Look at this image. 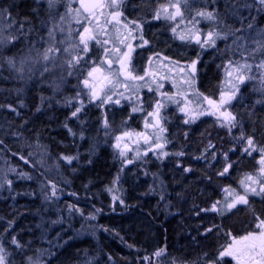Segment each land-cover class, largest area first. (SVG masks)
Segmentation results:
<instances>
[{
  "label": "trees",
  "instance_id": "1",
  "mask_svg": "<svg viewBox=\"0 0 264 264\" xmlns=\"http://www.w3.org/2000/svg\"><path fill=\"white\" fill-rule=\"evenodd\" d=\"M139 6L144 9L145 5ZM0 10H6L4 14L17 27L23 24L24 32L36 31L35 26L43 19L33 0H0ZM148 41L153 49L171 58L197 60L198 91L217 95L220 65L227 53L220 50L198 55L195 48L173 39L170 27L162 20L149 25ZM40 81L21 88L23 84L7 79L5 72L0 73V169L8 170L0 173V244L6 249L8 264H32L35 260L42 264H159L154 257L160 250L163 252L158 257L163 261L194 264L210 259L227 231L234 232L251 223L253 217L247 208L220 223L214 214H200V207L209 200L206 195L212 194V179L207 177L214 174L207 166L196 163L208 161L212 152L220 160L228 142L220 132L210 133L205 126L199 129L200 133H188L186 141L181 136L189 171H185V163L174 170L168 168L169 164L161 169L164 189H175L176 193L172 191L177 200L168 196L162 204L158 203L150 195L149 180H141L136 167H126L122 179L126 203L113 212L107 205L105 191L114 182L118 164L114 150L98 128L99 114L89 109L84 111L82 121H69V111H64L60 98L67 99L68 90L52 97L49 85L43 88ZM18 90L20 98L15 97ZM122 111L109 112L112 126L123 122ZM238 114L240 121L245 120V131L251 133L254 129L257 140L264 142L262 109L249 103ZM208 138L220 147L205 154L200 148ZM93 140L97 143L92 148ZM27 143L45 153L46 163L60 161L57 170L62 179L53 173L52 167L35 163V148ZM200 153H204L203 158ZM64 156L76 159L68 164L63 162ZM243 161L238 157L234 162L241 169ZM51 209L58 213L53 214ZM66 211L73 215L66 217ZM256 211L264 213V208L260 211L256 207ZM48 220L57 223L50 225ZM84 221L96 229L95 237L73 239V231L81 232ZM208 228L212 231L207 232ZM13 238L21 247L12 243Z\"/></svg>",
  "mask_w": 264,
  "mask_h": 264
},
{
  "label": "rangeland",
  "instance_id": "2",
  "mask_svg": "<svg viewBox=\"0 0 264 264\" xmlns=\"http://www.w3.org/2000/svg\"><path fill=\"white\" fill-rule=\"evenodd\" d=\"M167 2L168 0H123L121 11H123L124 17L122 18V21L124 23L128 21L140 22L142 24L143 38L144 40L148 41L149 25L153 21L162 20L170 27V34L172 35L173 39L177 40V42L180 44L195 48L198 52V55L204 54V52H219L220 50H222L224 54L227 53L228 56L222 59L220 65L222 69V75L220 78L221 81L218 87L219 91L217 92V95L209 96L203 94V96H207L213 100H219L221 91L230 90L232 84L236 83L234 77H229L227 75L228 71L232 70L228 62L233 61L235 63L239 61L240 63H243L242 54L243 56H249V53H251L252 50L256 48L255 41L264 39V36L260 35L261 33H264V6H261L258 3V0H189V7L184 9L183 23H179V18H177V21H168L163 18L159 20L153 19V13L158 8V6ZM33 3L36 5L37 11L43 16V19L41 22H38L39 24L37 23L35 26V28L37 27V30L35 31L34 29L32 33L28 31L21 34L19 31L20 27H17V25H15V23L9 19L8 15L4 14L3 17H0V30L3 31V35L7 36L10 34H15L19 36V39L15 40L11 44H7L4 48L0 49V73L5 72L7 79L12 81L14 79L17 83L19 82L20 84H23L21 85V88H24L25 84L28 85L30 82L40 79V82H43V88H45L46 85H49L48 93L52 97H58L60 91L63 89L65 91L68 90L66 95L67 99L64 97L60 98L63 99L61 104L62 107L65 108L64 111H69L67 118L69 121H82L84 111L89 109H92L99 114L100 120L98 122V128L101 129V131H99L100 133H103L107 144H109L111 149L114 150L118 164V172L113 180L114 182L105 191L107 205L113 212L122 209L126 203V191H124L122 187V179L124 178V171L126 167H136L137 172L141 174L139 175L140 179L143 181L149 180L147 185L150 186V195H154L158 203L161 202L162 204V202L165 201L164 199L168 198V196L177 200L175 189H172L175 191L174 194L172 190L167 192L166 189H164L165 183L161 179V169L163 170L162 167L169 164L168 168H172V170H174L175 168L177 169V167L182 166L183 163L188 160L185 150L182 149V147H184L182 145L185 144L182 141V137L184 138L183 140L186 141L185 139L188 133H200L199 129H202L203 126L207 127L211 131H209L210 133L218 134L220 132V136L223 137V140H228V142L225 143L227 144L226 153H222L223 155L220 160L215 156L216 153L214 154V152H212L208 161L200 160L196 163V165L200 163L205 167L207 166L210 172L214 174H210V176L207 177L212 179V194L206 195L209 200L207 199V204L201 206L200 208L210 209L212 204L218 201L220 202L218 204V208L224 207L225 201L232 202L237 193L244 194L246 186L249 188L255 187L257 192H259V183L247 181L245 178L250 174L255 179L264 181V173L261 172V165L258 163L261 158V153L259 151H253L251 155H248L243 151V148L246 146L244 141H241L238 138L240 137L241 132H243L246 137H253L257 149L264 148V142L257 140V131L254 129L251 133L245 131V122H243L245 120L242 119V121H240L238 110L240 108H245L250 103L254 105V107L261 108L262 112H264V70H257L255 67H253L251 73H249L251 78L246 79L243 84L239 85L240 90L237 93L236 98L231 101L230 105L226 106L227 110L231 111L233 115L236 116L237 120L236 127L231 128V131H229L227 126H221L223 121L221 119H217V117L213 115H202L196 118L194 122L186 124L184 121L185 119H188V117L185 115V113L181 112L177 104L168 101L166 97L161 95V93L174 94L178 90L183 91L192 101L189 107L192 109L196 108L197 103L199 102L196 93H201L197 89L196 73L195 84L189 88L186 84L182 83V81L185 79V74L179 71L180 67H185L187 72L188 69L186 66L189 65L193 60L186 59L182 61L171 58L165 55L163 52L153 49L149 41L147 44L140 47L139 45L143 43L139 38L141 32L134 31L132 32V37L135 38L133 39L132 37H129L126 43H130L134 49L132 52V66L135 68V74L143 75L144 70L148 69L155 75L146 76L145 80L143 81H129L128 83L130 84V88L127 91L122 86H118L116 91L123 92L124 96H113V100L119 99V104H101L99 100L90 101L89 89L84 87L82 81L86 78L87 72L90 70V68L94 66L93 61H95L96 64H100L101 60L104 59L103 48L100 45L95 44V42H91L90 52L85 56V59L81 61L80 65L71 69L73 73L72 75L67 74L69 69H67V66L64 64L67 54L63 51L50 54L56 57L54 61L49 60L45 62L41 59V54L43 53L44 49L48 47V32L50 29H55L57 41H66L64 44H57V47L61 49L67 47L69 33H71L72 41H75L77 30L82 29L81 25L77 24L76 20L73 18L76 16V13L69 12V9L79 8V0H57L55 5L51 8L49 7L48 0H33ZM141 3L145 5L143 6L145 10L139 6ZM196 9L215 11L217 16L216 21H208L197 17L199 23L195 25L196 29L200 30L201 39H203V36L213 28L220 32L221 38L216 39L215 46L205 45L203 48H201L199 44L193 42L194 35L193 33L189 32V29L192 28V24L189 23V21L192 20V17L195 15ZM108 11V9H104L105 15L100 17L101 25H103V21L107 18ZM36 15L37 14L35 13V16ZM97 15H99V10H97ZM62 16L64 17L63 20H61ZM79 18L82 22L87 23L84 21L83 15H81ZM177 24H179L178 27ZM249 24L252 25V28L248 27ZM92 26L96 27L95 21L92 22ZM107 27L109 29L107 35L100 33L99 29H97L98 38L101 41L104 39H111L112 42L106 45V47L109 49H112L115 45L122 51H127L126 47L122 44H119L115 39L117 33L112 30V26L108 25ZM130 27H133V25H130ZM173 27H176V33H173ZM60 28H63L64 31H59ZM121 33V38H123V35H127L126 31L123 29H121ZM180 35H184L185 39L181 40L179 38ZM9 57L14 58L15 67H10L8 65L7 58ZM108 58L115 60V54L109 52ZM150 58L152 61L151 64L149 63ZM262 58H264V56L257 52L254 59L249 56L248 62L256 65ZM115 65L118 64L113 63L111 71H116ZM100 66L105 69L103 75H107L108 67L106 64H102ZM45 67H47L49 70L45 71ZM101 77L98 75L97 80H92V82L99 86ZM46 79H49V81H46ZM91 79L92 78H90V80ZM121 80H123V77H121ZM174 82L177 83V87L173 86ZM157 84L163 85L159 91L156 90ZM149 87H151L153 90L149 91ZM245 92L246 96L244 97L243 93ZM77 93H79V96H77ZM20 94L21 93L18 90L17 93H15V97L20 98ZM127 97H131V100L127 99ZM137 97H139V103L137 102ZM176 98L180 99L181 103L183 104V99L181 97L177 96ZM157 100H160L166 104V107L162 109L161 112V115L165 118L162 121V124L166 131L160 133L161 139L159 141L156 140L158 129L145 126L146 122L149 125L154 123L153 117L148 116V113L153 111L155 102ZM81 101L83 102L84 107L77 117H73L71 113L76 107L80 105ZM247 101L250 102L247 103ZM202 106L205 109L208 108L206 102H204ZM133 107H138L142 110L133 112ZM6 110H10V107L6 106ZM117 110L120 112L123 110L125 118L118 126H112L111 122L109 121L110 118L108 117L111 115L109 112L113 113ZM249 114H251V112H249ZM105 119L107 120V127H105ZM124 132L132 133V135L129 137H123ZM183 132L186 135H184ZM100 133H98V135ZM137 133L148 135L151 137V139L148 143H145L143 137L137 136ZM117 136L123 137L120 141V148L116 147ZM165 141H167V143H165ZM157 142L164 143L163 151L168 152V156L158 158L160 150L156 148L152 152H149L150 149L154 148V145ZM96 143V140L92 141V148L95 147ZM27 145L30 147L32 146L29 143H27ZM125 145H127V150L125 151V155L121 156L120 151ZM210 145H212V147H210ZM216 146L217 143H215L214 140L208 138L205 140L204 146L200 149L205 150V154H208L209 150L215 149ZM32 148H35L33 150L35 153V163L42 165L44 168L52 167L53 169L51 170L53 173H56V175L62 179V176L57 170V164L60 161L48 162V164L46 163L47 158L44 156L45 153L36 147L32 146ZM178 152H182L183 155H175V153ZM145 153L147 154L145 155ZM203 154L204 153L199 154L201 155V158H203ZM232 157L234 158L233 160ZM236 157H239V160H244L242 162L243 165L241 169H239L237 164L234 162L237 159ZM128 160H131L132 163H128ZM63 162L66 161L63 160ZM185 164L186 165L183 166H185L187 169H191L189 167L190 165L187 163ZM229 164L231 167H229L228 172L223 176L219 175V173L223 171L224 167ZM6 171L8 170H6L5 167L0 169V173H5ZM241 181H245V184L242 185ZM113 197H116L117 199L114 200ZM247 198L249 203L245 208H247L249 214L253 217L251 223L234 232L227 231L224 241L220 242L210 259L197 262L194 261V264H210L211 261L216 260L219 251L223 247H226L229 243H232L233 238L238 239L239 237L244 236L241 234L246 230L259 232L260 229L257 230L258 228L256 225L260 220H264V213L257 212L256 207L260 211L264 208V193L255 195L249 191ZM121 201H123V203H121ZM237 207L241 206H236L233 209H236ZM48 208L49 206L47 209ZM233 209L224 212L223 215L219 214V212L212 211H200V214L202 212H207L209 215L214 214L216 221L220 223L225 220L227 221V219H230V217L233 215L235 216L237 211ZM51 210L55 215L58 213V211L55 209ZM63 211H65V209ZM64 213L66 217L67 215H73V213L69 211ZM75 216L77 217V215ZM257 218H259V220ZM55 223L57 222L53 220L49 221L50 225ZM86 224L87 223L85 221L81 224V232L73 231V239L78 236L83 237L84 235L95 237L96 229H92V227ZM154 260H158L159 264H189L188 262L181 263L176 260L167 261L165 259V261H163L157 255L154 257ZM32 264H42V261L35 260ZM220 264H236V261L231 257H225L220 262Z\"/></svg>",
  "mask_w": 264,
  "mask_h": 264
},
{
  "label": "snow or ice",
  "instance_id": "3",
  "mask_svg": "<svg viewBox=\"0 0 264 264\" xmlns=\"http://www.w3.org/2000/svg\"><path fill=\"white\" fill-rule=\"evenodd\" d=\"M56 2L57 0H48L49 7H53ZM79 2V8L69 9V12L76 13V16H74L73 18L76 20L77 24L81 25L82 29L77 30L75 41H72L71 33H69L67 47L61 49L57 47V44H64L66 43V41H57L55 36V29H50L48 32L47 41L48 47L45 48L43 53L41 54V59L45 62L49 60L54 61L56 57L50 54L63 51L67 54V57L64 60V64L67 66V69H69L67 74L72 75L73 73L71 69L76 68L78 65L81 64V61L85 59V56L91 50V42H95V44L100 45L103 48L104 59L101 60L100 64H96V62L93 61L94 66L91 67L90 70L87 72V76L82 81V83L85 88L89 89L90 101L99 100L101 104H119V99L113 100V96H124L123 92L116 91L118 86H122L127 91L130 88V84L128 83L129 81H143L145 80L146 76L155 75L148 69L144 70L143 75L135 74V68L132 66L131 55L134 49L130 43H126L128 38L132 37V32L134 31L141 32L139 38L143 43L139 45L140 47L148 43L147 40H144L142 35V24L138 21H128L126 23L122 21V18L124 17V13L123 11H121L123 0H88V2H86V0H79ZM258 3L261 6H264V0H258ZM188 7L189 0H168L167 3L160 4L158 8L154 11L153 19L159 20L163 18L168 21H177V18H179V23H183L184 9ZM104 9H108L109 11L107 12V18L103 21V25H101L100 17L105 15ZM97 10H99V15H97ZM5 11L6 10H0V17H3ZM81 15H83L84 21H86L87 23L81 21V19L79 18ZM197 17L208 21H216L217 16L215 14V11H209L207 9H196L195 15L192 17V20L189 21V23L192 24V28L189 29V32L193 33L195 42L199 44L201 48H203L205 45L215 46L216 39L221 38L220 32L216 31L213 28L203 36V39H201L200 30L196 29L195 27V25L199 23ZM63 19L64 17L62 16L61 20ZM93 21H95L96 27L92 26ZM108 25L112 26V30L117 33L115 39L118 41L119 44L124 45L127 51H122L119 47H116L115 45L112 49H109L108 47H106V45L112 42L111 39H104L101 41L98 38L97 29H99L100 33H104L105 35H107L109 31L107 27ZM130 25H133V27H130ZM178 26L179 24H177V27ZM248 27L252 28V25L249 24ZM121 29H123L127 33V35H123V38H121ZM19 31L21 34H23V24L20 25ZM59 31L63 32L64 29L60 28ZM172 31L173 33H176V27H173ZM260 35L264 36V33H261ZM132 38L134 39L135 37ZM179 38L181 40H184L185 36L180 35ZM17 39H19V36L15 34L5 36L3 35V31L0 30V49L4 48L7 44L13 43ZM255 44L256 48L253 49L251 53H249V56H251L253 59L257 52L261 53L262 56H264V39L256 40ZM109 52L115 54V60L108 58ZM249 56H243L242 54L243 63H240L239 61L235 63L233 61L228 62L232 70L228 71L227 75L229 77H234L236 83L232 84L230 90L221 91L219 100H213L207 96H203V94L201 93H196L199 102L197 103L196 108L192 109L189 107L192 101L188 98V95L183 91L178 90L174 94L161 93V95L166 97L168 101L177 104L179 106V110L185 113L188 119H185L184 123L187 124L190 122H194L196 118L202 115H213L216 116L217 119H221L223 121L221 126H227L229 128V131H231V128L236 127L237 120L236 116L233 115L231 111H228L226 106L230 105L231 101L236 98L237 93L240 90L239 85L243 84L246 79L251 78L249 76V73H251L253 67H255L257 70H264V58H262L258 64L253 65L248 62ZM151 62L152 61L150 58L149 63L151 64ZM7 63L10 67H15L14 58H7ZM113 63L119 65L116 71H111ZM102 64H107L108 74L102 75L101 82L98 86L96 83H93L92 80L96 79L94 77L95 73L103 74L105 72V69L100 66ZM196 64L197 60H193L189 65H187V72L185 70V67H180L179 69L181 73L185 74V79L182 81V83L186 84L189 88H191L195 84ZM44 70L48 71L49 69L45 67ZM121 77H123V80H121ZM90 78L92 79L90 80ZM173 86L177 87L178 85L176 82H174ZM162 87V84H157L156 90L159 91V89ZM152 90L153 89L149 87V91ZM77 96H79V93H77ZM177 96L183 99V104L181 103L180 99L176 98ZM127 99L131 100V97H127ZM137 102L139 103V97H137ZM204 102H206L208 105L207 109L203 108L202 106ZM83 107L84 105L81 101L80 105L75 108L71 115L73 117H77L78 114L82 111ZM165 107L166 104L164 102L157 100L155 102L153 111L148 113V116L153 117L154 123L149 125L146 122L145 125L146 127H153L158 129V133L156 134L157 141L161 139L160 133L166 131L162 124V121L165 118L161 115L162 109H164ZM138 110L142 109L138 107H133L132 109L133 112H136ZM104 123L105 127H107L108 124L106 119ZM65 127H67V125H65ZM69 131L71 132V129H69ZM131 135L132 133L129 132L123 133V137H129ZM136 135L143 137L145 143H148L151 139V137H149L148 135H144L143 133H137ZM123 137H116L117 148H120V141ZM238 139L244 141L246 146L243 148V151L248 155H251L253 151H259L261 153V158L258 163L261 165V172L264 173V148L257 149L255 146L254 138L251 136L246 137L243 132H241V135ZM165 143H167V141H165ZM154 147L160 150L158 158L166 157L169 155L168 152L163 151L164 143L157 142L155 143ZM210 147H212V145H210ZM126 150L127 145H125L124 148L121 149L120 155L124 156ZM146 154L147 153H145V155ZM175 155L181 156L183 155V153L178 152L175 153ZM63 159L68 164H71L72 161L76 159V157L64 156ZM127 162L132 163L131 160H128ZM229 167H231L230 164L224 167L223 171L220 172L219 175H225L228 172ZM189 170L190 169H185V171ZM245 180L252 181L253 183H259V192H257V189L255 187L249 188L246 186L244 194L237 193L232 202L225 201L224 207L218 208V204L220 203L218 201L216 203H213L210 209H201L200 211L219 212V214L223 215L224 212L232 210L238 204L247 205L249 203L247 198L249 191L255 195H260L261 193H264V181L257 180L250 174L246 176ZM9 183H11V181H9ZM241 184H245V181H241ZM53 195H55V185H53ZM113 199L115 200L117 198L113 197ZM121 203H123V201H121ZM257 219L259 220V218ZM256 227L260 229L259 232H249L246 235L239 237L238 239L233 238L232 243H229L226 247H223L219 251L216 260L211 261L210 264H220V262L225 257H231L233 260L236 261V264H264V220H260ZM206 231L211 232L212 229L209 228ZM12 243L16 245L17 248L21 247V245L15 238H13ZM162 252L163 250H160L156 253V255L159 256L162 254ZM0 264H8L7 252L2 244H0Z\"/></svg>",
  "mask_w": 264,
  "mask_h": 264
},
{
  "label": "flooded vegetation",
  "instance_id": "4",
  "mask_svg": "<svg viewBox=\"0 0 264 264\" xmlns=\"http://www.w3.org/2000/svg\"><path fill=\"white\" fill-rule=\"evenodd\" d=\"M132 55V54H131ZM133 59V58H132ZM133 61V60H132ZM133 63V62H132ZM106 66H107V64H106ZM108 67V66H107ZM118 67H119V65H115V69L117 70L118 69ZM98 75L101 77L103 74H101V73H98ZM245 207H247L246 205H244L243 207H237L236 209H233V210H236V211H239V210H242V209H244ZM243 211V210H242ZM257 230H259V229H257ZM260 231V230H259ZM249 232H253L252 230H246L245 232H243L241 235H246L247 233H249ZM255 232V231H254Z\"/></svg>",
  "mask_w": 264,
  "mask_h": 264
},
{
  "label": "water",
  "instance_id": "5",
  "mask_svg": "<svg viewBox=\"0 0 264 264\" xmlns=\"http://www.w3.org/2000/svg\"><path fill=\"white\" fill-rule=\"evenodd\" d=\"M86 2H88V0H86ZM193 42H195V38H194V36H193ZM195 43H196V42H195ZM94 77L96 78V79H94V81H96V80H97V77H98V73H95V74H94ZM153 150H155V147L152 148V149H150V152L153 151ZM237 206H244V205H242V204H238Z\"/></svg>",
  "mask_w": 264,
  "mask_h": 264
}]
</instances>
